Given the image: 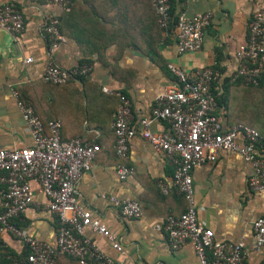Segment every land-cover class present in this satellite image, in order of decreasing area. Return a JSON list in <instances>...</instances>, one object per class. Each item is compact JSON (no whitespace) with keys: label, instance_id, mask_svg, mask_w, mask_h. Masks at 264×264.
Listing matches in <instances>:
<instances>
[{"label":"crops","instance_id":"crops-1","mask_svg":"<svg viewBox=\"0 0 264 264\" xmlns=\"http://www.w3.org/2000/svg\"><path fill=\"white\" fill-rule=\"evenodd\" d=\"M80 1L68 15L32 0H0V7L14 5L25 18V30L17 42L0 32V147L10 151L33 146L19 100L32 106L44 124L60 121L64 140L80 138L101 147L93 170L77 184V196L118 237L125 254L114 251L107 239L91 230L86 235L121 264H200L191 243L173 250L166 234L156 230L158 224L186 210L187 203L174 185L175 167L140 137L131 142L128 159L119 160L113 120L120 101L104 89L123 92L131 99L138 124L151 117L156 99L175 81L170 65L187 73L218 66L228 78L238 67L237 55L247 46L251 20L264 9V0L174 2L176 15L182 11L190 17L213 15L202 49L184 55L178 53L176 29L167 36L162 33L149 0ZM55 14L63 18L61 30L67 42L53 53L54 63L67 70L91 67L89 76L65 85L43 81L51 48L44 25ZM29 58L33 62L28 64ZM220 115L226 126H234L225 106L220 107ZM151 129L169 130L158 121L152 122ZM121 163L134 169L125 181L117 173ZM254 172L239 153L222 152L216 163L195 169L192 176L199 222L219 242L244 243L245 264H264V252L254 247L253 222L264 218V195L254 194L249 187ZM33 189L35 205L19 226L37 240L56 245L57 217L49 211L48 199L37 183ZM113 197L138 202L142 217H125L111 201ZM25 254L22 241L13 235L0 237V264H22ZM56 264L79 263L63 256Z\"/></svg>","mask_w":264,"mask_h":264},{"label":"built area","instance_id":"built-area-1","mask_svg":"<svg viewBox=\"0 0 264 264\" xmlns=\"http://www.w3.org/2000/svg\"><path fill=\"white\" fill-rule=\"evenodd\" d=\"M40 5H53L63 13L72 10L71 0H32ZM187 1V0H182ZM158 25L167 36L174 27L177 31L178 53H195L202 49L206 30L211 26V12L193 17L180 12L176 21L172 17L171 0H151ZM61 17L51 16L44 31L51 42L50 61L43 74L46 84L65 85L72 80L89 76L91 67L67 70L52 60L53 53L67 42L61 30ZM0 30L10 33L17 42L25 30L24 15L11 4L0 7ZM238 67L228 76L231 83L259 86L264 76V9L256 11L251 23L248 43L237 55ZM27 59L26 63H32ZM175 81L159 96L150 118L134 123L133 103L120 91L104 89L119 98L114 113L113 132L116 138V156L126 161L131 142L140 137L156 153L163 154L175 167L174 185L187 205L178 218L169 217L156 226L166 234L173 250L191 243L200 264H245L247 251L244 243L219 242L214 232L198 220V207L194 189L193 171L205 164L217 162L222 152H236L254 167L249 187L254 194L264 195V137L250 126L237 124L228 127L220 115V106L212 92L224 77L218 66L187 73L170 65ZM23 120L27 125L33 146L4 150L0 147V237L13 235L24 244L26 251L22 264H56L60 257H69L79 264H121L106 255L97 243L86 235L87 230L107 239L119 254H125L118 237L108 226L83 206L77 196V184L84 174L91 172L101 151L96 143L82 139L64 140L62 123L49 121L44 124L34 108L18 101ZM153 121L163 122L167 132H153ZM117 173L127 180L134 169L120 164ZM48 199V208L58 220L56 245L39 241L19 226L28 210L35 205L33 184ZM164 193L167 187L161 183ZM111 201L121 208L125 217L139 219L142 209L138 202ZM254 247L264 252V218L253 222Z\"/></svg>","mask_w":264,"mask_h":264},{"label":"trees","instance_id":"trees-1","mask_svg":"<svg viewBox=\"0 0 264 264\" xmlns=\"http://www.w3.org/2000/svg\"><path fill=\"white\" fill-rule=\"evenodd\" d=\"M176 1H182V0H171L172 17L174 21H176L178 15L180 14L179 13L176 15L177 13L176 8H174L172 5ZM71 2H72L71 12H73L75 11L76 5L81 4V1L71 0ZM149 4H150V9H154L151 0H149ZM68 15L70 14L68 13ZM62 19L63 18L61 17V20ZM220 70L221 72H223L222 69ZM263 85H264L263 79L261 81V84L256 87V86H244L239 82L231 83L230 80L226 78L222 83L215 85L212 88V92L219 106L220 107L225 106L230 123H232L233 125L244 124L250 126L258 130L260 134L264 137V86Z\"/></svg>","mask_w":264,"mask_h":264},{"label":"water","instance_id":"water-1","mask_svg":"<svg viewBox=\"0 0 264 264\" xmlns=\"http://www.w3.org/2000/svg\"><path fill=\"white\" fill-rule=\"evenodd\" d=\"M0 32H4V33L10 35V37L15 41L14 37H13L10 33H8L7 31H5V30H0Z\"/></svg>","mask_w":264,"mask_h":264}]
</instances>
